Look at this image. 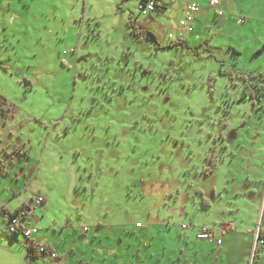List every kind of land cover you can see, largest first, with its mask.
Listing matches in <instances>:
<instances>
[{"label": "rangeland", "instance_id": "1", "mask_svg": "<svg viewBox=\"0 0 264 264\" xmlns=\"http://www.w3.org/2000/svg\"><path fill=\"white\" fill-rule=\"evenodd\" d=\"M72 10L77 17H24L5 25L9 35L0 24V94L10 110L4 129L31 135V195L69 173L80 194L72 203L63 185L52 192L46 225L36 226L62 241L68 233L80 239L78 226L91 232L88 219L107 218L120 230L125 222L144 227L150 217L156 254L167 264L159 247L171 248L180 226L199 219L195 205L206 198L200 189L211 194L264 152V94L250 96L262 76L251 84L238 77H258L253 68L264 66V57L242 43L236 54L227 35L216 36L213 51L183 41L185 48H164L177 41L170 8L157 17L162 26L141 16L136 25L98 0L85 12L76 3L65 12ZM133 28L152 30L154 39L132 35ZM199 29L192 34H213ZM22 144L17 140L18 155H26ZM211 154L218 167L205 175ZM0 161L2 177L8 164ZM68 221L74 229L61 227Z\"/></svg>", "mask_w": 264, "mask_h": 264}, {"label": "crops", "instance_id": "2", "mask_svg": "<svg viewBox=\"0 0 264 264\" xmlns=\"http://www.w3.org/2000/svg\"><path fill=\"white\" fill-rule=\"evenodd\" d=\"M94 1L0 0V24L3 25L4 35H9L10 32L7 31L9 27L18 21L20 23L24 17L29 20L33 16L42 15L59 19L65 13L66 17L75 18L78 14L73 10L65 12L66 6L80 4L85 12L84 7L88 3L93 4ZM98 1L106 4L107 8L113 11V15L120 12L130 20L134 18L136 25L150 20L151 25L162 26L157 17L162 15L161 11L170 8V11L175 13L174 35L177 41L196 47L205 44L208 51L209 49L213 51L216 44L212 42L216 36L227 35L232 39L229 41V47L236 54H242L240 48L242 43V46L251 48L252 54L256 55L254 57H264V0H220L221 15H217L207 7L208 0H156L154 9L147 16L140 15L135 1ZM191 3L199 5V10L193 15L191 31L178 32L177 23L183 18L184 11ZM155 9L157 13L152 15ZM139 16L144 18L142 22H139ZM194 27L200 28L199 30L207 28L212 30L213 34L210 38L209 35H193ZM150 32L153 34L152 30ZM8 37L6 36L5 43ZM191 40L195 43L191 44ZM256 70L258 76H262V87H264V66H255L253 71ZM260 89L258 94H264V89ZM1 132L0 158L8 165H6L7 171L0 177V210L10 217L20 208L30 206L31 202L41 197L43 201L34 207L35 211L27 219L29 226L37 230L29 237V243L46 246L50 250L49 253L55 254V258L52 259L49 254L39 257L30 256L27 252L26 238L17 240V235L9 234L8 219L0 214V244L3 247L0 252V259L3 260H0V264H161L163 260L158 258L159 252L156 254L158 251L155 246L156 238L152 232V227L157 224L150 217L144 227L141 223L132 225L125 222L119 224L120 230L112 229L109 222H106L107 218L101 222L88 219L84 223L91 225L89 226L92 228L91 232L87 233L86 227H82V231L79 226L75 228L80 233V239L71 238L70 233L67 234L68 238L62 241L42 236L36 225H46L44 222L51 205V193H56V190L61 189L63 185L64 199L68 202H71V199L72 203L76 202L80 194L74 192L76 184L72 187L75 180L69 173L64 179L58 178L51 183L46 191L41 188V191L32 196L31 186L36 183V175L35 177L33 175L35 162L31 159V135L4 128ZM259 133H264L263 126ZM17 140L24 143L22 145L26 155L15 153L19 146ZM230 173L233 176L226 178L219 188L217 183L211 187V194L197 189L206 196L204 204L195 205L199 219L192 215L191 223L186 228L182 229V225L180 226V235L171 248L164 245L159 247L161 253L168 255L165 261L167 264H264V249L255 240L256 233L259 236L264 234V152L254 154L251 158L249 156L245 169L239 175L234 176V172L231 171ZM40 207L42 208L39 209ZM52 222L57 226L56 220ZM71 224L68 221L63 226L60 225L74 229ZM228 224L231 228L223 232L221 226ZM200 226L212 229L213 239L198 240L196 232ZM83 228H86V231H83ZM217 240H221V244L217 245ZM20 255L21 260H19Z\"/></svg>", "mask_w": 264, "mask_h": 264}, {"label": "built area", "instance_id": "3", "mask_svg": "<svg viewBox=\"0 0 264 264\" xmlns=\"http://www.w3.org/2000/svg\"><path fill=\"white\" fill-rule=\"evenodd\" d=\"M135 1L137 3L139 13L142 16H147L150 14V12L154 9V3L149 0H131ZM219 2L220 0H208L207 7L214 11L217 15H221L222 11L219 9ZM199 10V5L196 3H191L187 6L186 10L184 11V16L182 19L178 21V32L185 31L189 32L191 31V23L193 21V15ZM243 22L242 20H240ZM43 201L41 197L36 198L35 205L34 206H25L20 208L16 211L14 215H11L8 217L4 213V211L0 210V214L4 215L5 218L8 219L7 223V232L11 235H23L24 238L27 240V245H29V237L34 234L37 230L33 227L29 226V223L27 222V219L30 218V216L33 214L34 207L38 204H40ZM186 225H182L181 228H186ZM231 228V225H224L221 226V230L224 232ZM83 231H86V228H83ZM255 240H257L258 245L264 249V234L259 236L258 233L255 235ZM196 238L198 240H210L213 239V230L209 229L205 226L198 227V231L196 232ZM217 245L221 244V240L216 241ZM36 251L40 254H49V256L54 259L55 254L49 253L48 248L43 245H36Z\"/></svg>", "mask_w": 264, "mask_h": 264}, {"label": "trees", "instance_id": "4", "mask_svg": "<svg viewBox=\"0 0 264 264\" xmlns=\"http://www.w3.org/2000/svg\"><path fill=\"white\" fill-rule=\"evenodd\" d=\"M153 1V0H152ZM154 3V7L156 5V0L153 1ZM130 25H132V22H129ZM132 35L136 36V37H139V38H146L147 36L148 37H151L152 39H154V36L153 34L150 32V31H144V30H138L136 28H133L132 31H131ZM178 45H181V43L179 41H175L174 43L172 44H169V45H165L164 48H171V47H174V46H178ZM183 48H185L184 45H181ZM201 47L206 48V45L205 44H201L200 45ZM238 77L242 78L244 81L248 80L249 81V84H251V81L253 79H256L258 77H255V76H250L248 79L247 77H245L244 75H241L239 74ZM260 81V80H259ZM254 87V90L253 93L250 94L251 97H254L255 96V93L258 91L259 92V88H263L261 85H258V84H255L253 85ZM10 118V110H9V106H8V103H7V100L4 96H2L0 94V132L1 130L4 128L7 120ZM208 166H206L204 169H203V173L205 175H209L211 173H213L217 167H218V160L217 158L215 157L214 154H211L210 156H208ZM204 198L202 200V204H204ZM27 252L30 256H34V257H39V256H43V254H40V253H37L36 251V244L34 243H30L29 245H27ZM48 252H50V250L48 249Z\"/></svg>", "mask_w": 264, "mask_h": 264}]
</instances>
